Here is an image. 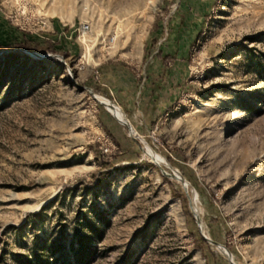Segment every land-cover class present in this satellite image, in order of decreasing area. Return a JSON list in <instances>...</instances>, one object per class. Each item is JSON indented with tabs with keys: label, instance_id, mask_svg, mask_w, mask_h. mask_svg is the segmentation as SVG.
I'll return each instance as SVG.
<instances>
[{
	"label": "rangeland",
	"instance_id": "rangeland-1",
	"mask_svg": "<svg viewBox=\"0 0 264 264\" xmlns=\"http://www.w3.org/2000/svg\"><path fill=\"white\" fill-rule=\"evenodd\" d=\"M0 44V264H264V0H0Z\"/></svg>",
	"mask_w": 264,
	"mask_h": 264
},
{
	"label": "crops",
	"instance_id": "crops-1",
	"mask_svg": "<svg viewBox=\"0 0 264 264\" xmlns=\"http://www.w3.org/2000/svg\"><path fill=\"white\" fill-rule=\"evenodd\" d=\"M126 71H121L119 69H113L109 72L102 73V82L100 85L104 87H110L114 90H122L126 94H130L134 88V81H129V75Z\"/></svg>",
	"mask_w": 264,
	"mask_h": 264
},
{
	"label": "trees",
	"instance_id": "trees-1",
	"mask_svg": "<svg viewBox=\"0 0 264 264\" xmlns=\"http://www.w3.org/2000/svg\"><path fill=\"white\" fill-rule=\"evenodd\" d=\"M4 48L1 44H0V49ZM5 57H8V58H11V59H15L17 57H20L21 55H23L22 53L18 52V51H10L6 54H4ZM90 229L91 231L95 232V227L93 226H90ZM84 240H88V242L86 241H80V245H81V248L79 249L78 251V255L75 256V260H76V264H89V258H90V251L89 250H92L93 248H89V247H92L91 244L89 243H93L92 240H94V238H87L86 236H84L83 238ZM201 241L204 242V240L202 239V237H200ZM88 243V244H87ZM88 245V247L86 248V245Z\"/></svg>",
	"mask_w": 264,
	"mask_h": 264
},
{
	"label": "water",
	"instance_id": "water-1",
	"mask_svg": "<svg viewBox=\"0 0 264 264\" xmlns=\"http://www.w3.org/2000/svg\"><path fill=\"white\" fill-rule=\"evenodd\" d=\"M81 89H87V90H89V92L92 94V96L96 99V95L93 93V91L91 90V89H88V88H83V87H80ZM97 100V99H96ZM98 101V100H97ZM99 102V101H98ZM99 103H101V102H99ZM112 108H114V106L112 105L111 106ZM126 126H128V128H130V129H132V126L127 122H125L124 123ZM128 124V125H127ZM180 180H182V182H184L185 183V181L183 180V179H181L180 178ZM196 220H197V222H198V224H200V221H199V218H198V216L196 215ZM202 236L205 238V240H207V241H209V242H212L209 238H207V237H205V235L202 233ZM213 244H215L220 250H222L223 251V253L230 259V257H229V255L222 249V247L219 245V244H217V243H215V242H212ZM231 260V259H230ZM232 262V261H231Z\"/></svg>",
	"mask_w": 264,
	"mask_h": 264
},
{
	"label": "built area",
	"instance_id": "built-area-1",
	"mask_svg": "<svg viewBox=\"0 0 264 264\" xmlns=\"http://www.w3.org/2000/svg\"><path fill=\"white\" fill-rule=\"evenodd\" d=\"M88 29H89V27H88L87 25H83V26H82V30H83V31H88Z\"/></svg>",
	"mask_w": 264,
	"mask_h": 264
},
{
	"label": "bare ground",
	"instance_id": "bare-ground-1",
	"mask_svg": "<svg viewBox=\"0 0 264 264\" xmlns=\"http://www.w3.org/2000/svg\"><path fill=\"white\" fill-rule=\"evenodd\" d=\"M114 114H115V116H116V111H115V107H114ZM127 123V122H126ZM128 125V124H127Z\"/></svg>",
	"mask_w": 264,
	"mask_h": 264
}]
</instances>
